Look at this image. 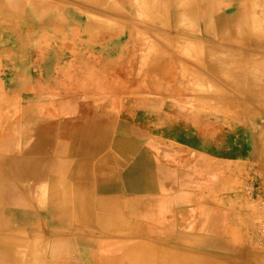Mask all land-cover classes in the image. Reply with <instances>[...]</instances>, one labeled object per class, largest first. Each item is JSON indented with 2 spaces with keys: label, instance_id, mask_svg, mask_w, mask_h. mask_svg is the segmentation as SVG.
<instances>
[{
  "label": "crops",
  "instance_id": "0c3cea01",
  "mask_svg": "<svg viewBox=\"0 0 264 264\" xmlns=\"http://www.w3.org/2000/svg\"><path fill=\"white\" fill-rule=\"evenodd\" d=\"M259 20L264 0H0V248H24L12 254L22 264L34 255L40 264H250L162 246L195 241L217 226V212L225 225L244 191L264 197V149L252 138L248 152L228 151L225 140L215 153L205 133L196 151L163 135L144 110V99L158 97L132 94L122 58L140 48L138 35L176 36L178 48L204 35V56L217 49L249 61L242 47L262 51L264 41L242 36L264 35L250 28ZM154 47L138 78L157 94L176 81L162 68L166 50ZM186 61L218 78L243 76L230 60Z\"/></svg>",
  "mask_w": 264,
  "mask_h": 264
},
{
  "label": "rangeland",
  "instance_id": "374dc122",
  "mask_svg": "<svg viewBox=\"0 0 264 264\" xmlns=\"http://www.w3.org/2000/svg\"><path fill=\"white\" fill-rule=\"evenodd\" d=\"M242 37L247 42L251 38L254 40L261 38L264 41V35L245 34ZM176 38V36L168 35H138L132 38L134 46L132 48L134 49L137 46L140 48L134 49L131 53H128L129 55L122 58L128 67L126 69L130 71L131 79H133L131 83L132 94L140 93L148 97H158L157 99H144L147 104V106L144 105V110L148 113L146 118L150 124L149 126L152 123L155 125V122L164 124V128H162L163 135L196 151H201L205 133L212 137V147L215 153V148L219 146V142L225 140L228 141V151L243 148V153L248 152L250 148L248 142L252 138L255 142H259V146L264 149V50L255 52L253 50L259 49L255 47L248 50L253 45L245 43L241 54L252 59L245 62L242 56L237 53L228 54L223 51V55L220 54L222 57L232 56L229 57V60L233 64H241L239 70L243 71V76H241V79L233 73L234 78L233 74H230L229 77L218 78L214 71L195 69L186 61L190 57L197 66H201V62H205V60L211 61L212 57H210L209 52L208 57H206L202 54V51H199L202 48L199 39L206 38L209 40L210 37L197 35L195 37L197 40H194L193 43L183 42L181 39L179 42L180 48H178ZM149 44L154 45V48L158 51L166 50L164 55L166 59L162 62L164 65L162 68L175 72L174 80L176 84L174 86L166 84L163 88L165 89L164 93H152L154 90L146 88L143 81L138 78L142 71L140 63L142 59L144 60L145 47ZM210 47L215 46L211 44ZM261 48H264V46ZM251 52L253 55H251ZM137 54L141 56L139 61L136 60L138 57H135ZM252 56L255 57L256 63L252 62ZM180 57H186V59ZM239 58L241 59L239 60ZM176 59L180 60L181 67L180 64L177 65L178 61L176 62ZM218 67L221 70L227 69L225 64ZM190 70L197 73V78H191ZM123 71V65L121 64L115 74L116 81L119 77H123ZM184 71H187L188 74ZM226 72L230 73V71ZM11 77V73L5 76L10 81ZM138 80L142 81L141 84ZM189 82L199 86L197 92L195 90L196 86L193 87L187 84ZM104 85V83H101L100 88ZM116 86L117 88L121 87L122 90L125 89L123 85L116 84ZM182 93H186L187 96ZM185 97L191 98L189 103H187ZM104 101L101 99L99 101L100 105ZM211 102V110H205V103H208L207 107L210 108ZM194 104H197V108L193 106ZM221 131L223 132L222 137ZM240 140L243 143L240 144L242 147L239 145L236 148L234 146L235 141ZM231 146L234 147L230 148ZM244 192L245 195L242 200L229 202L226 220L224 219L225 225L222 227H220V216L217 212L213 215V222L217 223V226L213 227L211 231L206 230L199 233L195 241L183 243L181 240L178 246H162L159 244L158 246L168 248L173 252H188L190 255H192L191 253L202 252L207 256L223 255L226 258H237L245 263L264 264V197H259L254 190ZM228 197L235 198L232 192L228 193ZM221 222L223 223L222 220ZM223 239H227L229 244L221 242ZM217 244L228 245L236 251L233 253L222 252L216 247ZM223 261L229 264L236 263V261Z\"/></svg>",
  "mask_w": 264,
  "mask_h": 264
},
{
  "label": "bare ground",
  "instance_id": "6f19581e",
  "mask_svg": "<svg viewBox=\"0 0 264 264\" xmlns=\"http://www.w3.org/2000/svg\"><path fill=\"white\" fill-rule=\"evenodd\" d=\"M256 20V19H255ZM242 27L244 28L243 26V23H242ZM241 27V28H242ZM250 28L253 30L254 33H257V34H262L264 33V22H262V20H259V21H255V23L251 24L250 25ZM243 32V30H242ZM241 34V33H240ZM237 38V37H236ZM243 38V37H242ZM239 40V39H238ZM240 41V40H239ZM263 45V44H262ZM211 54V57H212V60L214 63H218L219 61H222V60H229V57H232V56H229V55H226L225 57H222V52L215 49V50H209V55ZM222 54V55H220ZM236 58V57H235ZM233 58V59H235ZM221 63V62H220ZM232 63V62H231ZM22 132V131H21ZM23 135V134H22ZM145 246V245H144ZM108 247V246H107ZM17 248V249H16ZM22 247L18 246V247H12L11 245H7L5 248H0V264H22L20 260L17 259L16 256H13L12 254H15L16 255V251L17 253L21 252ZM155 248V247H154ZM24 250V248H22ZM22 250V251H23ZM151 251V250H150ZM29 256L32 257L33 253L35 254L36 252L33 250V248H31L29 250ZM149 252V251H148ZM168 253V252H167ZM182 253V252H181ZM156 254V253H155ZM182 255V254H181ZM2 256L4 257V259L6 260H3L2 259ZM149 256V255H148ZM185 256V255H184ZM35 259H32L30 262H28L27 264H40L41 262L39 260H37L36 256L34 255ZM135 257V256H134ZM133 257V258H134ZM144 257V256H143ZM153 257V256H152ZM182 257V256H181ZM183 258V257H182ZM140 259V258H139ZM143 259V258H142ZM180 259V258H179ZM208 259V258H207ZM171 260V259H170ZM191 260V259H190ZM20 261V262H19ZM103 261V260H102ZM145 261V260H144ZM143 261V262H144ZM152 261V260H151ZM115 262V261H114ZM142 262V264H143ZM149 263V262H147ZM170 263V261H169ZM203 263V262H202ZM46 264H49L48 262ZM112 264V263H111ZM205 264V262H204ZM209 264V263H208ZM224 264V263H223ZM226 264V263H225Z\"/></svg>",
  "mask_w": 264,
  "mask_h": 264
}]
</instances>
